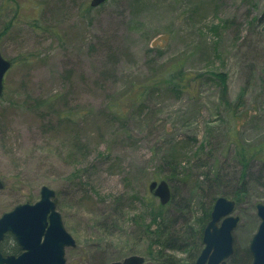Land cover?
Returning <instances> with one entry per match:
<instances>
[{
    "label": "rangeland",
    "instance_id": "374dc122",
    "mask_svg": "<svg viewBox=\"0 0 264 264\" xmlns=\"http://www.w3.org/2000/svg\"><path fill=\"white\" fill-rule=\"evenodd\" d=\"M91 2L0 0V52L12 63L0 100V217L38 202L43 186L53 189L77 242L66 250L67 264L133 255L123 257L130 230L106 228L113 199L142 200L156 173L171 178V213L195 224L201 211L194 185L216 166L203 155L199 168L195 158L208 127L216 141L229 142L231 129L237 140H264V0ZM180 67L197 77L192 94L163 83ZM220 73L230 110L221 101ZM68 114L76 120L64 119ZM233 163L227 178L239 174ZM254 171L264 174L261 165ZM258 203L264 189L255 188L235 208L236 260L257 232Z\"/></svg>",
    "mask_w": 264,
    "mask_h": 264
},
{
    "label": "trees",
    "instance_id": "16d2710c",
    "mask_svg": "<svg viewBox=\"0 0 264 264\" xmlns=\"http://www.w3.org/2000/svg\"><path fill=\"white\" fill-rule=\"evenodd\" d=\"M215 77L221 86V101L230 110L231 102L227 76L220 73L216 74ZM196 79L197 77L186 74L180 67L166 73L163 83L172 93L177 95L185 92L192 94V82ZM74 118L75 116L71 114L64 117L68 121L76 120ZM233 124L231 123L234 132L237 128L236 124ZM231 130L229 142L226 139L216 141L215 131L208 127L205 145L195 155L199 168L205 165L204 162H201L204 158L203 155L209 160V163L216 165L205 172L201 181L196 182L194 185L196 194L198 191L200 196L201 211L195 224H190L188 220L181 222L180 217L171 213L169 205L173 201V193L171 202L167 205L158 203L157 198L150 192L142 200L126 194H121L113 199L115 204L114 213L111 217H108V227H105L114 234L117 230H130L123 247V251L126 253L123 257L129 254L141 255L146 258L145 264H196L204 248V230L211 220L214 204L221 195L220 191H225L224 195L233 199L237 207L244 197L251 194L252 190L255 188L264 189V174L262 171H258L259 173L254 171L256 165H261V169H264V140L253 143L240 141L237 140V136ZM215 142L217 144L212 148L215 152L212 150L210 153L205 152L207 143L211 147V144ZM225 154L228 155L227 159ZM200 157L202 158L200 159ZM170 161L172 163V160ZM228 163L234 164L231 168L237 170L238 176L226 177V175L230 176L229 171L226 172L227 174L224 172ZM171 174L173 177L174 172H171ZM168 178L164 174L156 173L153 181L171 179ZM138 201H141L140 205L142 207L135 210ZM130 210H134L135 213L132 214V212H129ZM9 239L14 241L13 245L5 246V241ZM0 250L4 254H19L21 252L19 245L11 234L5 237ZM176 253L185 254V258L178 259L175 256ZM231 260L233 261L232 264H245L251 262L252 257L250 251L247 250L240 260H236V253L234 252Z\"/></svg>",
    "mask_w": 264,
    "mask_h": 264
},
{
    "label": "water",
    "instance_id": "95a60500",
    "mask_svg": "<svg viewBox=\"0 0 264 264\" xmlns=\"http://www.w3.org/2000/svg\"><path fill=\"white\" fill-rule=\"evenodd\" d=\"M109 0H92L93 8L100 7ZM264 21V14L260 22ZM12 63L0 52V100L4 91V78ZM4 184L0 179V190ZM149 191L167 205L172 199V190L165 180L152 181ZM56 192L43 186L40 200L34 204H22L0 217V245L11 234L20 247L19 254L4 255L0 251V264H67L66 250L75 248L77 242L67 231L63 217L58 210ZM236 202L224 197L216 200L211 220L204 234V248L196 264H228L234 255V231L240 218L234 216ZM260 224L253 236L249 251L252 264H264V203L256 205ZM146 258L132 255L110 264H145Z\"/></svg>",
    "mask_w": 264,
    "mask_h": 264
},
{
    "label": "flooded vegetation",
    "instance_id": "af4514ba",
    "mask_svg": "<svg viewBox=\"0 0 264 264\" xmlns=\"http://www.w3.org/2000/svg\"><path fill=\"white\" fill-rule=\"evenodd\" d=\"M3 242H4V241H3ZM3 242H2V243H3ZM2 243H1V244H2ZM0 247H1V245H0ZM0 251H1V250H0ZM1 252H2V251H1ZM2 253H3V252H2ZM3 254H4V253H3ZM4 255H9V254H4Z\"/></svg>",
    "mask_w": 264,
    "mask_h": 264
}]
</instances>
